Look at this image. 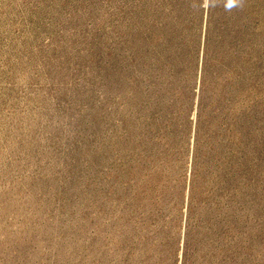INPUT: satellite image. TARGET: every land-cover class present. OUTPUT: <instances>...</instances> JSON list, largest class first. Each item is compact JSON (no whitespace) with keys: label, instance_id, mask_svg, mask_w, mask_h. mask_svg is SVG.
Instances as JSON below:
<instances>
[{"label":"rangeland","instance_id":"rangeland-1","mask_svg":"<svg viewBox=\"0 0 264 264\" xmlns=\"http://www.w3.org/2000/svg\"><path fill=\"white\" fill-rule=\"evenodd\" d=\"M0 264H264V0H0Z\"/></svg>","mask_w":264,"mask_h":264}]
</instances>
